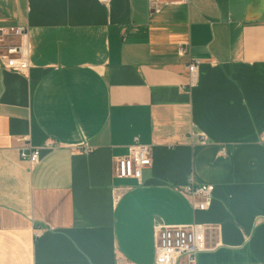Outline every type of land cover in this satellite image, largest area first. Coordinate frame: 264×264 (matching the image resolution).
Instances as JSON below:
<instances>
[{
  "label": "crops",
  "instance_id": "crops-1",
  "mask_svg": "<svg viewBox=\"0 0 264 264\" xmlns=\"http://www.w3.org/2000/svg\"><path fill=\"white\" fill-rule=\"evenodd\" d=\"M12 28L28 69L0 67V264H156L155 227L194 223L195 264H264V0H0V44ZM135 141L151 166L119 179ZM188 182L213 187L205 211Z\"/></svg>",
  "mask_w": 264,
  "mask_h": 264
},
{
  "label": "built area",
  "instance_id": "built-area-1",
  "mask_svg": "<svg viewBox=\"0 0 264 264\" xmlns=\"http://www.w3.org/2000/svg\"><path fill=\"white\" fill-rule=\"evenodd\" d=\"M107 4L109 0H98ZM155 5H159L155 2ZM27 29L12 28L7 36H13L18 39V43L12 45L0 44V67L13 72L23 73L28 69L27 61ZM1 43V41H0ZM184 47H179L178 53H185ZM200 60L191 59L187 66L190 86L196 82ZM264 141V134L262 136ZM23 146L20 157L27 161L31 167L36 166L40 158V148H33L29 144L28 137L21 139ZM54 145L47 143L44 149H52ZM89 150L85 149L84 154ZM152 153L149 146H144L135 141L129 147L127 156L115 160V175L119 179H139L144 168L151 166ZM213 187L209 185L196 186L188 182L180 190L190 202L193 209L205 211L211 200ZM155 242V263L156 264H195L198 253L205 250V231L206 226L201 224H191L188 226H156ZM36 235V234H35Z\"/></svg>",
  "mask_w": 264,
  "mask_h": 264
}]
</instances>
